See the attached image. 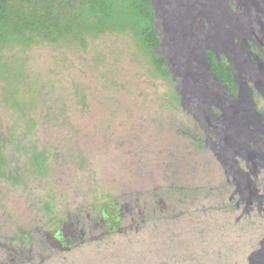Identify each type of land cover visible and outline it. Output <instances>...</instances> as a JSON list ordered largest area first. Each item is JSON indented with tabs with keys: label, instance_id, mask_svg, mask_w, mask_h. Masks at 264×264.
<instances>
[{
	"label": "rangeland",
	"instance_id": "374dc122",
	"mask_svg": "<svg viewBox=\"0 0 264 264\" xmlns=\"http://www.w3.org/2000/svg\"><path fill=\"white\" fill-rule=\"evenodd\" d=\"M169 74L131 30L0 44V264H249L264 213Z\"/></svg>",
	"mask_w": 264,
	"mask_h": 264
},
{
	"label": "bare ground",
	"instance_id": "6f19581e",
	"mask_svg": "<svg viewBox=\"0 0 264 264\" xmlns=\"http://www.w3.org/2000/svg\"><path fill=\"white\" fill-rule=\"evenodd\" d=\"M151 3L160 40L155 53L166 59L182 108L203 129L233 187L231 200L242 210L238 220L262 216L264 113L255 98L264 99V0ZM209 51L231 65L233 83L221 82L211 69ZM248 261L264 264V238Z\"/></svg>",
	"mask_w": 264,
	"mask_h": 264
},
{
	"label": "trees",
	"instance_id": "16d2710c",
	"mask_svg": "<svg viewBox=\"0 0 264 264\" xmlns=\"http://www.w3.org/2000/svg\"><path fill=\"white\" fill-rule=\"evenodd\" d=\"M82 19L86 20L84 28L78 25ZM154 20L151 0H0V44L15 41L26 45L39 37L50 40L62 35L80 37L93 34L94 30H131L152 52L157 68L170 75L166 59L155 53L160 40ZM208 56L211 69L221 82L225 81L222 77L233 80L231 65L225 58L221 60L225 59L226 64L210 51ZM3 160L0 152V162Z\"/></svg>",
	"mask_w": 264,
	"mask_h": 264
}]
</instances>
